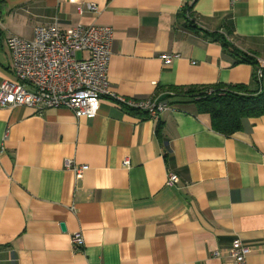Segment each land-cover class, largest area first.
<instances>
[{
    "label": "crops",
    "instance_id": "1",
    "mask_svg": "<svg viewBox=\"0 0 264 264\" xmlns=\"http://www.w3.org/2000/svg\"><path fill=\"white\" fill-rule=\"evenodd\" d=\"M53 23L113 27L110 87L130 100L254 87V65L220 31L264 62V0H199L190 16L182 0H0V85L16 79L8 38ZM67 160L87 165L82 177ZM236 239L247 264H264V115L226 136L194 103L157 121L108 97L94 118L0 106V264H236Z\"/></svg>",
    "mask_w": 264,
    "mask_h": 264
},
{
    "label": "built area",
    "instance_id": "2",
    "mask_svg": "<svg viewBox=\"0 0 264 264\" xmlns=\"http://www.w3.org/2000/svg\"><path fill=\"white\" fill-rule=\"evenodd\" d=\"M72 3L77 0H69ZM199 0H182L187 15ZM86 8L97 11L98 5L87 3ZM230 41V36L220 31ZM115 31L111 26L83 25L62 29L58 23L38 26L32 38L12 35L7 44L12 55L15 80H4L0 85V106L18 108L27 106L41 112L52 108H66L76 117L94 118L101 100L111 98L123 109L143 112L157 121L162 113L171 109V104L158 98L130 100L111 90L108 78ZM78 52L87 56L79 58ZM172 56L164 57L166 65ZM259 79L264 77V62L258 69ZM124 167L130 160L123 161ZM77 177H82L87 165H76L72 160L65 163ZM179 178L169 173L168 185ZM84 243L81 233L72 236L73 245ZM250 249L240 239L233 242L230 256L236 264H247ZM216 255L218 253H215Z\"/></svg>",
    "mask_w": 264,
    "mask_h": 264
},
{
    "label": "trees",
    "instance_id": "3",
    "mask_svg": "<svg viewBox=\"0 0 264 264\" xmlns=\"http://www.w3.org/2000/svg\"><path fill=\"white\" fill-rule=\"evenodd\" d=\"M214 36L230 49L238 61L254 65L256 85H189L167 88L168 96L164 101L170 104L194 103L200 113L211 116L212 128L226 136H231L242 130L245 118H257L264 115V77L257 76L261 62L250 53H238L226 37L220 33ZM143 113V112H142ZM146 114V113H145Z\"/></svg>",
    "mask_w": 264,
    "mask_h": 264
},
{
    "label": "water",
    "instance_id": "4",
    "mask_svg": "<svg viewBox=\"0 0 264 264\" xmlns=\"http://www.w3.org/2000/svg\"><path fill=\"white\" fill-rule=\"evenodd\" d=\"M64 227V226H63Z\"/></svg>",
    "mask_w": 264,
    "mask_h": 264
}]
</instances>
